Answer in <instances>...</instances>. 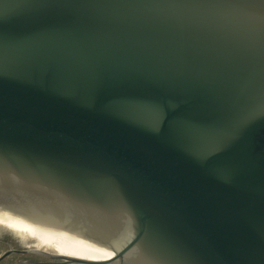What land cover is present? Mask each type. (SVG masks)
Masks as SVG:
<instances>
[{
    "label": "water",
    "instance_id": "1",
    "mask_svg": "<svg viewBox=\"0 0 264 264\" xmlns=\"http://www.w3.org/2000/svg\"><path fill=\"white\" fill-rule=\"evenodd\" d=\"M0 218L93 253L0 262L264 264V0H0Z\"/></svg>",
    "mask_w": 264,
    "mask_h": 264
},
{
    "label": "rangeland",
    "instance_id": "2",
    "mask_svg": "<svg viewBox=\"0 0 264 264\" xmlns=\"http://www.w3.org/2000/svg\"><path fill=\"white\" fill-rule=\"evenodd\" d=\"M0 220L4 221V222L0 221V255L5 250L8 249L2 245V242L5 240L7 241L11 240L14 244H19L20 240L25 243L35 244V240L39 238L38 236L34 235V232L33 233L30 232V234L32 235H29V230L25 226L22 227V225H19V224H16V223H13V222L1 219V218ZM39 244H42L41 246H38L40 247L41 250H44V251L53 250V253L56 252L55 248H58L60 246V244H58L56 241H51V240H47V242H44V243L39 242ZM31 258L33 261H37V259H40V257H31ZM23 259L24 258H21L20 256L11 255L7 257L6 259H4L2 262H0V264H14V263H19V262L21 263Z\"/></svg>",
    "mask_w": 264,
    "mask_h": 264
},
{
    "label": "flooded vegetation",
    "instance_id": "3",
    "mask_svg": "<svg viewBox=\"0 0 264 264\" xmlns=\"http://www.w3.org/2000/svg\"><path fill=\"white\" fill-rule=\"evenodd\" d=\"M35 244L34 243H25V242H22L21 240L19 241V244H14L11 240H9V241L5 240V241L2 242V245L5 248H8L7 250L15 249V250H20V251H24V252L40 249V247H38V246H41L42 244H39L38 239L35 240ZM7 250H5V251H7ZM55 250H56V252H54V253H53V250L52 251H44V250H42V251L47 253V254H55V255L61 253V250H59L57 248H55ZM16 256H20L21 258H24V259H23V261L21 263L19 262V263H14V264H63V261L60 260V259H53V258H51L49 256H44V255H41V254H38V253L29 252V253L19 254V255H16ZM31 257H40V259H37V261H33Z\"/></svg>",
    "mask_w": 264,
    "mask_h": 264
},
{
    "label": "bare ground",
    "instance_id": "4",
    "mask_svg": "<svg viewBox=\"0 0 264 264\" xmlns=\"http://www.w3.org/2000/svg\"><path fill=\"white\" fill-rule=\"evenodd\" d=\"M27 229L29 230V232H32V233L34 232L31 230V228L27 227ZM38 233L40 234L38 235L39 239L41 238L40 243H44L47 240H54L58 244H60L58 248L63 252H67L68 254H73L75 256H82V257H91L93 255V253L89 251L87 248H85L84 246L83 247L79 246L78 244H74L72 242L60 239L55 236L53 237L52 235H48L40 231H38Z\"/></svg>",
    "mask_w": 264,
    "mask_h": 264
}]
</instances>
